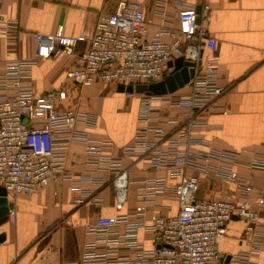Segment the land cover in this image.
<instances>
[{"label":"built area","instance_id":"obj_1","mask_svg":"<svg viewBox=\"0 0 264 264\" xmlns=\"http://www.w3.org/2000/svg\"><path fill=\"white\" fill-rule=\"evenodd\" d=\"M210 1L171 0L178 7L176 25L166 19L167 13L161 9L162 23L148 36L141 0H116L112 10L98 13L89 47L76 55L79 65L65 70L67 78L81 85L100 82L134 86L175 71L174 64L168 62L178 56L192 61L195 68L189 82L181 86L187 87L186 91H180V87L161 94L124 90L126 95L139 99V135L146 136L148 130L154 135L136 145L140 157L152 167L167 169L168 176L176 179L174 184L166 185L163 176L133 179L119 157H100L88 148L89 161L104 159L108 164V184L115 205L120 207L127 200L131 180L137 183V199L130 212L98 214L88 225L93 238L83 243L80 258L63 264H247L250 253L264 242L259 213L264 208V190L249 200L252 185L236 169L241 163L240 152L214 147L197 133L208 124V114L229 110L218 103L226 87L218 82L215 58L203 54V48H217L215 37L203 25L210 17ZM161 2L166 5L168 0ZM18 31L17 22L3 16L0 0V37L11 39ZM34 38L35 57L8 61L0 72V185L7 194L32 192L50 180L72 179V173L65 168L67 147L73 140L89 142L85 127L95 125L94 113L59 107L56 91L36 93L24 79L38 58L74 54L76 43L85 36L37 32ZM162 104L186 109L182 119H174L170 130L179 141L167 147L160 143L168 132L153 115ZM79 121L84 128H76ZM244 163L249 170L264 169V157L255 151ZM201 177L232 182L240 197L228 191L214 197L197 195ZM72 180L95 178L83 173ZM82 192L90 201L94 198L91 191ZM164 193L176 198V212L166 214L155 209L147 218L146 203ZM15 217L14 208L9 207L8 220L13 222ZM233 217L245 220L243 236L249 246L226 260L217 239L225 234L226 224ZM144 240L150 246H145Z\"/></svg>","mask_w":264,"mask_h":264},{"label":"crops","instance_id":"obj_2","mask_svg":"<svg viewBox=\"0 0 264 264\" xmlns=\"http://www.w3.org/2000/svg\"><path fill=\"white\" fill-rule=\"evenodd\" d=\"M198 2L199 0H187ZM116 0H1L3 16L15 20L18 33L11 39L0 37V72L8 61L33 59L36 41L34 34L66 33L83 34L84 39L75 45V53L38 58L30 66L24 78L36 93L56 91L59 107H73L95 115V125L88 129L89 142L73 140L65 155V168L78 179L90 173L95 181L72 179L50 180L41 188L27 193H9L7 199L15 210V220L8 218L0 224V264H63L79 259L83 243L92 240L88 225L94 223L98 214L114 216L133 210L137 199V183L131 180L127 200L117 207L111 186L107 162L88 160L87 149L96 151L100 157L113 156L121 159L129 169V176H163L166 185L172 186L175 178L168 176L167 169L155 168L140 157L136 145L145 139H153L152 131L146 136L138 133L141 121L138 118L139 99L118 91L116 85L94 82L78 84L65 76V70L79 65L76 55L89 47L99 12L110 11ZM210 17L204 22L208 34L217 42L215 51L203 48V54L215 58L218 82L226 87L219 97V105H227L228 112L214 111L208 114V124L197 129L206 141L217 148L240 152L241 163L236 169L247 176L252 189L248 199L254 200L264 190V169L249 170L245 163L250 152L264 157V0H211ZM145 27L152 36L162 23L159 10L165 9L166 19L176 25L177 5L168 0H141ZM187 87H180L186 91ZM153 111L159 125L168 133L160 146L167 147L179 141L170 132L174 119H182L186 109L167 108ZM76 128H84L82 122ZM104 182L100 184L98 181ZM232 182L220 179L206 180L201 177L197 195L214 197L226 191L236 197ZM89 190L97 202L84 197ZM159 206L155 208V205ZM173 214L177 210L176 198L171 193L159 194L146 203V217L154 210ZM264 226V208L260 210ZM245 220L233 217L226 224L225 234L218 237V249L229 257L248 249L243 236ZM264 230V227H262ZM150 246L149 241H143ZM228 260V258L226 259ZM247 264H264V242L258 250L250 253Z\"/></svg>","mask_w":264,"mask_h":264},{"label":"water","instance_id":"obj_3","mask_svg":"<svg viewBox=\"0 0 264 264\" xmlns=\"http://www.w3.org/2000/svg\"><path fill=\"white\" fill-rule=\"evenodd\" d=\"M199 9V6L197 7ZM174 64L175 71L166 75L165 77L150 81V82H138L134 86L131 83H112L116 85L118 91L132 90L144 91L148 94H161L168 91H174L183 86L184 83L189 82V79L193 76L195 68L193 62L187 59H183L182 56L176 57L173 61H169L168 64ZM12 206V203L7 199V192L5 188L0 185V224L7 219L8 208ZM4 239V233H0V241ZM228 257H226L227 259Z\"/></svg>","mask_w":264,"mask_h":264}]
</instances>
